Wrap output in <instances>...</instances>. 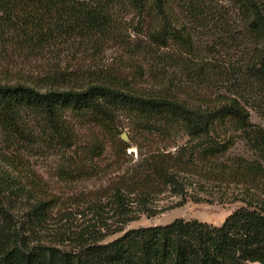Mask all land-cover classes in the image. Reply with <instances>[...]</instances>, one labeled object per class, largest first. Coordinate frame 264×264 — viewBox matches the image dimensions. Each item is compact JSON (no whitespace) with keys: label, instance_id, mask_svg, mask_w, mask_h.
<instances>
[{"label":"trees","instance_id":"1","mask_svg":"<svg viewBox=\"0 0 264 264\" xmlns=\"http://www.w3.org/2000/svg\"><path fill=\"white\" fill-rule=\"evenodd\" d=\"M171 1L0 0V48L11 58L40 59L73 42L110 39L122 6L128 4L141 16L160 18L149 33L152 43L163 48L177 40L187 80L215 92L214 97L203 94L196 104L188 97L148 96L131 83L143 78L142 64L127 77L129 83L113 74L73 86L71 73L59 71L37 81L44 82L45 90L37 84L0 83V128L10 146L50 150L67 160L66 174L79 178L95 176L108 145L116 147L117 162L129 147L111 130L118 114L156 126L160 136L178 129L188 138L174 153L140 151L139 160L109 183L111 208L121 224L112 233L85 228L64 240L63 234L46 232L52 199L27 196L29 204L22 211L19 186L0 176V264H264V187L220 225L177 218L165 225L124 229L132 220L128 214L134 203L149 213L154 195L164 191L180 199L178 206L211 202L189 192L198 186L189 174L199 162L224 155L236 144L227 126L240 133L256 157L237 169L251 179L264 174V128L251 121L250 113L264 119V0H230L246 18L242 33L222 19H197L200 0H177L193 18L192 25L220 24V32L228 34L217 45L227 54L211 51L210 59L192 42L193 32L187 28L184 33L181 20L165 19ZM233 49L236 54L231 55ZM150 60L153 66L161 63L158 55ZM83 126L102 127L108 139L84 137ZM130 196L134 200H128ZM113 233L121 235L104 242Z\"/></svg>","mask_w":264,"mask_h":264},{"label":"rangeland","instance_id":"2","mask_svg":"<svg viewBox=\"0 0 264 264\" xmlns=\"http://www.w3.org/2000/svg\"><path fill=\"white\" fill-rule=\"evenodd\" d=\"M172 0L169 13L165 19H179L180 27L193 32L196 48L199 53L210 59L211 51L223 52L221 38L228 34L221 33V26L210 22L208 26L192 25L190 15H185L182 8ZM197 19H222L224 24L236 33L244 32V14L239 11L230 0H200L197 6ZM121 19H116V29L110 39L95 41L86 39L73 42L59 50L46 53L40 59L11 58L7 49L0 48V83H25L36 85L42 77L54 71L71 73L73 86H81L92 79L103 78L106 75L117 74L121 80L127 81L136 66H144L143 78L136 77L131 83L140 92L155 98L185 99L199 103V99L206 94L214 97L211 88H199L187 80L180 61L184 59L179 50L178 41L170 40L168 47L159 48L149 38V33L159 25L157 16H141L127 4H124L120 13ZM161 19H164L161 18ZM175 22V21H174ZM188 30V31H189ZM187 34V33H186ZM220 39V40H219ZM229 51V49H228ZM234 49L230 51L234 55ZM224 54H227L223 52ZM158 55L161 63L158 66L151 64V57ZM148 61V62H146ZM43 79V78H42ZM38 88H47L44 82L36 85ZM188 94V96H187ZM200 97V98H198ZM251 121L264 128V119L250 110ZM81 121V120H78ZM141 119H134L128 114H118L111 130L114 137L122 139L125 135L129 147L121 154L117 162V149L107 146L104 158L98 161L95 176L79 178L76 175L66 174L67 160L53 154L50 150L15 149L7 142L4 131L0 128V176L16 183L22 193L19 204L24 211L29 198L52 199L48 212V221L45 231L63 234L64 240L71 234L79 233L85 228H100L101 232L112 233L120 227L119 217L114 216L111 208L110 194L111 181L120 177L136 163L142 153L172 152L187 142L188 138L178 130L160 136L156 126H146ZM113 127V128H112ZM151 127L144 130L141 128ZM227 132L236 136V144L224 155L210 158L209 161L198 163L193 175L189 178L198 184L191 189L195 193L211 202L195 204L188 202L178 206L180 199L169 192L155 194L148 206L149 213H142L144 208L134 203L129 209L128 224L123 225L125 230L155 225H165L177 218L186 220L198 219L211 224L220 225L236 209L243 206L244 201L260 192L264 187V174L259 178L251 179L238 166H245L247 161L256 157L248 148L245 140L233 127L227 126ZM81 133L84 137L95 136L107 140L108 133L102 127L83 126ZM144 136H147L144 138ZM150 139V142H147ZM146 140V141H145ZM70 153L65 154L67 158ZM96 166V167H97ZM243 175V178H240ZM245 180V181H243ZM34 185V188L32 186ZM202 187V188H201ZM262 196V195H261ZM130 196L128 200H134ZM21 200L23 202H21ZM34 202V201H33ZM121 233L108 235L104 242L119 237Z\"/></svg>","mask_w":264,"mask_h":264},{"label":"water","instance_id":"3","mask_svg":"<svg viewBox=\"0 0 264 264\" xmlns=\"http://www.w3.org/2000/svg\"><path fill=\"white\" fill-rule=\"evenodd\" d=\"M122 139L125 141L127 139V137L125 135H123Z\"/></svg>","mask_w":264,"mask_h":264}]
</instances>
